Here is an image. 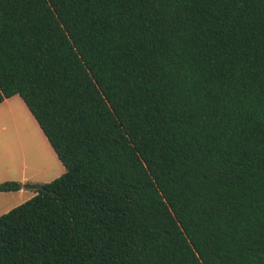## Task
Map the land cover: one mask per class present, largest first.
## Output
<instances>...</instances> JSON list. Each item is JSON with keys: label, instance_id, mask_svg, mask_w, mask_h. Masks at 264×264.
<instances>
[{"label": "trees", "instance_id": "obj_1", "mask_svg": "<svg viewBox=\"0 0 264 264\" xmlns=\"http://www.w3.org/2000/svg\"><path fill=\"white\" fill-rule=\"evenodd\" d=\"M14 96L66 171L0 264H264V0H0Z\"/></svg>", "mask_w": 264, "mask_h": 264}, {"label": "rangeland", "instance_id": "obj_2", "mask_svg": "<svg viewBox=\"0 0 264 264\" xmlns=\"http://www.w3.org/2000/svg\"><path fill=\"white\" fill-rule=\"evenodd\" d=\"M65 171L24 101L15 96L1 103L0 185L7 181L20 182L27 177L31 179L30 185L40 186L61 177ZM34 195L29 189L11 198L0 195V216Z\"/></svg>", "mask_w": 264, "mask_h": 264}, {"label": "crops", "instance_id": "obj_3", "mask_svg": "<svg viewBox=\"0 0 264 264\" xmlns=\"http://www.w3.org/2000/svg\"><path fill=\"white\" fill-rule=\"evenodd\" d=\"M20 182H21V184L23 186L20 191H18V192L0 193V195H3L4 194V195H7L9 198H11V197H15L16 195H19V194L25 192L27 189L33 190L35 192V195H36V190L38 188V185H35V184L30 185V182H31V179L30 178L25 177Z\"/></svg>", "mask_w": 264, "mask_h": 264}]
</instances>
